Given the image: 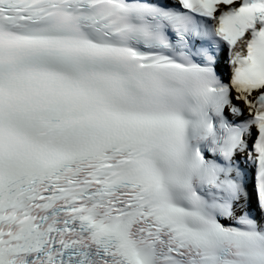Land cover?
Masks as SVG:
<instances>
[{"label":"snow or ice","instance_id":"6c2138e0","mask_svg":"<svg viewBox=\"0 0 264 264\" xmlns=\"http://www.w3.org/2000/svg\"><path fill=\"white\" fill-rule=\"evenodd\" d=\"M0 264H264V0H0Z\"/></svg>","mask_w":264,"mask_h":264}]
</instances>
